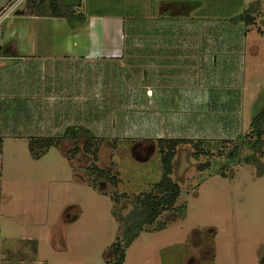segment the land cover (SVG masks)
Wrapping results in <instances>:
<instances>
[{
  "label": "rangeland",
  "instance_id": "1",
  "mask_svg": "<svg viewBox=\"0 0 264 264\" xmlns=\"http://www.w3.org/2000/svg\"><path fill=\"white\" fill-rule=\"evenodd\" d=\"M224 1L227 2L221 5L211 0L206 12L217 18L210 23L220 28L219 35L224 34L220 43L234 50L226 51L225 62L217 58L213 77L208 76L212 78L209 93L214 97L218 88L224 89L227 98L241 93L240 122L238 118L222 125L223 131L230 129L236 135L233 140L239 142V153L230 156L233 146L223 148L217 142L204 141L203 149L209 150V155L196 160L190 145L180 146L171 178L181 193L174 209L158 219L166 226L161 231L147 227L140 233L125 251L123 264H264V155L259 157L241 139L264 105V0ZM181 8L179 3L172 10L180 14ZM241 14L254 17L255 24L230 20ZM5 18L0 16V40ZM21 20L22 26L32 28L34 20L29 14L25 13ZM38 39L44 40V45L54 42ZM54 40L57 48L63 41L61 36ZM136 71L132 64L129 69L111 68L109 79L101 83L104 89L100 90L96 111H66L67 119L71 116L73 120L69 122L81 120L80 126H87L100 138V142L93 143L99 145L93 149L95 162L83 151V141L78 142L74 154L68 152L75 149L72 142L63 141L35 158L29 150V140L62 136L68 124L58 117L46 125L40 124L35 115L33 120L24 115L15 119L7 116L17 122L11 132L2 133L16 136L2 142L0 155L1 242L7 231L15 230L16 239L10 243L16 244L14 251H18L17 247L20 252L24 249L26 257L35 259L38 254L47 264H107L111 260L110 247L120 237L132 198L150 192L162 176L156 142L145 137H153L155 129H161L158 123L165 115L156 114L159 102L135 99L140 94L123 85L122 77L130 76L132 80ZM235 80V86L230 87ZM107 86L108 94L104 93ZM210 123L207 115L200 124L186 123V128L172 124L170 132L179 136L204 135L195 127L210 132ZM92 164L102 170L110 168L119 184L114 187L106 180L98 181L88 172ZM200 165H204L202 169ZM52 240L56 249L65 251L52 253Z\"/></svg>",
  "mask_w": 264,
  "mask_h": 264
},
{
  "label": "crops",
  "instance_id": "2",
  "mask_svg": "<svg viewBox=\"0 0 264 264\" xmlns=\"http://www.w3.org/2000/svg\"><path fill=\"white\" fill-rule=\"evenodd\" d=\"M13 1L0 0V16H6L0 40V137L3 142L16 136L2 134L11 132L17 122L8 117L15 119L23 115L26 119L30 116L31 120L35 115L40 124L46 125L58 117L68 124L65 129L83 127L92 133L87 126H80L81 120L69 122L73 120L71 116L67 119L66 111H96L100 90L104 89L101 83L109 79L110 69L125 66L129 69L131 64L137 71L132 74V80L130 76L122 77L123 85L140 94L135 99L159 102L156 114L165 115L158 123L161 129L156 128L155 135L145 137L146 140L233 141L235 134L230 129L223 131L222 125L238 118L240 122L241 93H233L229 99L224 89H216L214 97L209 93L212 78L209 80L208 76L213 77L217 58L225 62L226 51L234 50L228 49L225 42L220 43L224 34L219 35L220 28L210 23L211 19H217L206 12L211 0H80V6L74 9L85 20L73 27L62 18L27 13L25 0L19 3L23 5L21 8L18 5L9 10ZM212 2L222 5L227 1ZM179 3L183 5L181 13L174 14L172 7ZM19 11L23 14H16ZM11 13L13 16L9 17ZM25 13L34 20L32 28L22 26ZM56 36L63 40L58 48ZM38 37L54 42L44 45V40L39 41ZM4 43L8 48H4ZM240 51L237 50L241 57ZM235 84L236 80L229 86ZM109 89L107 86L104 93L108 94ZM231 100L234 102L230 103ZM207 115L212 120L210 132L195 127L196 131L203 130L204 135L179 136L177 132H170L172 124H183L186 128V123L187 126L200 124ZM22 121L26 122L25 118ZM14 231H7L1 242L3 227L0 225V264H47L38 254L35 259L26 257L24 249L20 252L17 247L18 251H14L16 244L10 245L16 239ZM53 240L52 253L65 251V248L56 249Z\"/></svg>",
  "mask_w": 264,
  "mask_h": 264
},
{
  "label": "trees",
  "instance_id": "3",
  "mask_svg": "<svg viewBox=\"0 0 264 264\" xmlns=\"http://www.w3.org/2000/svg\"><path fill=\"white\" fill-rule=\"evenodd\" d=\"M11 1V0H9ZM80 6V0H25L24 8L27 13L35 16L62 18L73 27L82 24L85 16L75 12V7ZM232 21H243L246 25H254L255 19L250 15H238ZM248 133L244 134L241 139L246 142L250 148L254 149L260 156L264 155V105L260 108L257 114L252 118ZM100 138L95 137L90 131L83 127H68L63 132L62 136L51 138H36L29 140V150L35 158L45 155L52 147H57L63 141H70L74 145V150L68 152L74 154L78 150V142L83 141V151L86 154L93 156V161L97 160L94 148V141L97 143ZM2 138H0V155L2 149ZM156 145L160 155L162 176L161 179L153 184L150 192L136 195L132 198V206L128 211L126 219H124L123 228H121L120 237L110 247L111 260L107 264H123L125 261V251L139 237L140 233L144 232L147 227H154L152 231H161L165 228L164 223H159V217L167 211L174 209V205L180 196V187L171 178L173 172V160L177 150L182 145H190L193 152V157L199 160L201 155H209V150L206 152L203 147L204 141H192L183 139H157ZM233 141H218L224 148L225 146H233L230 156L238 154L239 142ZM201 147V149H200ZM198 149V151H197ZM72 150V151H71ZM231 151V150H230ZM211 154V152H210ZM217 156H220L218 151ZM249 163L248 160H246ZM204 165H200L202 169ZM206 166V165H205ZM90 174L96 175L98 181L106 180L110 185L117 186L119 180L111 175V169H99L95 165H90L88 168ZM125 198V195H121ZM119 202V197L116 198Z\"/></svg>",
  "mask_w": 264,
  "mask_h": 264
},
{
  "label": "built area",
  "instance_id": "4",
  "mask_svg": "<svg viewBox=\"0 0 264 264\" xmlns=\"http://www.w3.org/2000/svg\"><path fill=\"white\" fill-rule=\"evenodd\" d=\"M21 1H22V0H14V1H13V4H12L11 8H9V10H12V8L15 9V8L19 5V3H20Z\"/></svg>",
  "mask_w": 264,
  "mask_h": 264
},
{
  "label": "water",
  "instance_id": "5",
  "mask_svg": "<svg viewBox=\"0 0 264 264\" xmlns=\"http://www.w3.org/2000/svg\"><path fill=\"white\" fill-rule=\"evenodd\" d=\"M16 14H23V11L16 12Z\"/></svg>",
  "mask_w": 264,
  "mask_h": 264
}]
</instances>
